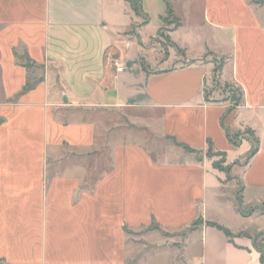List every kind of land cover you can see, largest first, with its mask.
<instances>
[{"label": "crops", "instance_id": "1", "mask_svg": "<svg viewBox=\"0 0 264 264\" xmlns=\"http://www.w3.org/2000/svg\"><path fill=\"white\" fill-rule=\"evenodd\" d=\"M194 1L175 27L164 0H0V264H263L209 196L264 191V4ZM222 60L237 102L207 93Z\"/></svg>", "mask_w": 264, "mask_h": 264}, {"label": "rangeland", "instance_id": "2", "mask_svg": "<svg viewBox=\"0 0 264 264\" xmlns=\"http://www.w3.org/2000/svg\"><path fill=\"white\" fill-rule=\"evenodd\" d=\"M194 1V0H193ZM251 3L255 4H264V0H248ZM135 4H138L139 0H134ZM203 0H199L197 3L196 1L193 2L192 8L196 9L200 4H202ZM175 17V16H174ZM134 34V33H132ZM155 42L152 43L156 48L160 49L159 53L164 54V57L169 49H173L176 54L180 55L181 52L170 42V40L166 37V31L163 33H160L158 37L154 40ZM223 63L222 61L217 62L216 69L212 75V78L210 80V84L208 85L207 93L210 94L212 98H218V96H227L228 94L231 96L234 102H237L240 100V91L236 87L229 85V84H222L219 79V69L221 68V65ZM217 93L214 95V93ZM245 134H239L235 137V140L240 142ZM209 157H217V154H213L212 151H209ZM215 165V166H214ZM213 167L215 170L219 171L220 173L232 176V167L226 165L224 158L219 157L217 160L213 163ZM242 169V168H241ZM238 171L239 174H241L242 170ZM254 170V169H253ZM254 173V171L251 172V176ZM237 179V184L230 190L227 191L228 197L231 198V200L234 202V204L231 206L228 201H225L223 205H220L222 208V212L218 211V201H216L213 196L212 192H210L209 196V212L211 215L217 217V214L220 215V217H226L227 219L234 220L233 222L236 225H239L240 227H247V229L250 230V232H256L260 228H264V218L262 222H245L242 219H240L238 216L235 217L234 214H242L244 217H248L252 214H264V191L262 192H254V190H248L246 194H243L242 191V183L246 185V183L240 179ZM235 188V189H234ZM236 207V209H235ZM238 212V213H237ZM231 220V221H232ZM147 232L141 231V233L133 234L132 238L144 240V237H146ZM180 240L183 239V235H176ZM180 236V237H179ZM264 249V246H263Z\"/></svg>", "mask_w": 264, "mask_h": 264}, {"label": "trees", "instance_id": "3", "mask_svg": "<svg viewBox=\"0 0 264 264\" xmlns=\"http://www.w3.org/2000/svg\"><path fill=\"white\" fill-rule=\"evenodd\" d=\"M129 1H130V4H131V7H132L133 11L137 15H141L142 14L141 0H139L138 4H135L134 0H129ZM164 2H165V5H166V9H167V17L164 20L165 23L168 24V25H174L175 27H179L181 25V22H180L179 19L174 17L175 14H174V10H173L172 0H164ZM32 88H33V85L28 84L26 86V88H25V91H28V90H30ZM249 134H251L254 137V133L252 134V132H249ZM235 137H234V139H231L232 143L235 140ZM254 142H255V148L253 149V151H252V153H251L249 158L253 157L258 152L259 141H258V139L254 138ZM178 145L182 146L181 144H178ZM186 149L190 151V148L186 147ZM206 224H207V226L215 228L218 231L222 232L228 239H231L232 236H233V234L227 228H224V227H222V226H220V225H218L216 223L207 222ZM261 255H262L261 260H262V263L264 264V250H262Z\"/></svg>", "mask_w": 264, "mask_h": 264}, {"label": "built area", "instance_id": "4", "mask_svg": "<svg viewBox=\"0 0 264 264\" xmlns=\"http://www.w3.org/2000/svg\"><path fill=\"white\" fill-rule=\"evenodd\" d=\"M116 70L117 72H122L124 70V67L121 66L118 62H115Z\"/></svg>", "mask_w": 264, "mask_h": 264}]
</instances>
